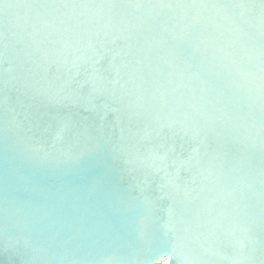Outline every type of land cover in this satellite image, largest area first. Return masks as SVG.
<instances>
[{"label":"water","instance_id":"95a60500","mask_svg":"<svg viewBox=\"0 0 264 264\" xmlns=\"http://www.w3.org/2000/svg\"><path fill=\"white\" fill-rule=\"evenodd\" d=\"M264 264V0H0V264Z\"/></svg>","mask_w":264,"mask_h":264},{"label":"built area","instance_id":"2783aa9c","mask_svg":"<svg viewBox=\"0 0 264 264\" xmlns=\"http://www.w3.org/2000/svg\"><path fill=\"white\" fill-rule=\"evenodd\" d=\"M164 264V263H163Z\"/></svg>","mask_w":264,"mask_h":264}]
</instances>
